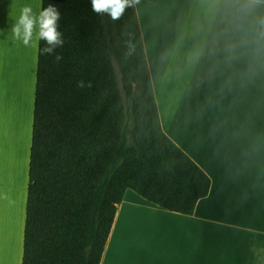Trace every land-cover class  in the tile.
I'll list each match as a JSON object with an SVG mask.
<instances>
[{
	"label": "crops",
	"instance_id": "1",
	"mask_svg": "<svg viewBox=\"0 0 264 264\" xmlns=\"http://www.w3.org/2000/svg\"><path fill=\"white\" fill-rule=\"evenodd\" d=\"M23 2L0 0V29L8 33L0 35V264H21L23 254L38 51V41L9 42L8 13ZM134 4L161 128L209 176L210 187L192 214L158 208L127 190L99 264H126L114 248L118 235L137 227L129 211L140 210L154 219L150 228L140 226L149 230L144 244L156 248L143 264H264V0ZM24 84L27 138L14 109L20 112Z\"/></svg>",
	"mask_w": 264,
	"mask_h": 264
},
{
	"label": "trees",
	"instance_id": "2",
	"mask_svg": "<svg viewBox=\"0 0 264 264\" xmlns=\"http://www.w3.org/2000/svg\"><path fill=\"white\" fill-rule=\"evenodd\" d=\"M48 3L65 43L38 41L21 264H99L127 190L192 214L210 178L161 128L134 0L115 20Z\"/></svg>",
	"mask_w": 264,
	"mask_h": 264
},
{
	"label": "clouds",
	"instance_id": "3",
	"mask_svg": "<svg viewBox=\"0 0 264 264\" xmlns=\"http://www.w3.org/2000/svg\"><path fill=\"white\" fill-rule=\"evenodd\" d=\"M133 0H90L92 10L96 13H107L113 20L118 19L126 6H130ZM43 0L37 7L25 2L11 8L8 15L12 20L9 42H19L25 47H30L37 41H44L45 46L40 49L41 54L52 55L55 50L65 43L63 33L59 29L61 13L57 6L48 3L42 7ZM15 4L12 0L11 5ZM264 25V20L260 21ZM0 35L6 37L8 33L0 29ZM55 59L59 61L61 56L57 53ZM79 87H84L83 80L77 81Z\"/></svg>",
	"mask_w": 264,
	"mask_h": 264
},
{
	"label": "rangeland",
	"instance_id": "4",
	"mask_svg": "<svg viewBox=\"0 0 264 264\" xmlns=\"http://www.w3.org/2000/svg\"><path fill=\"white\" fill-rule=\"evenodd\" d=\"M25 81L26 83H28L29 79L26 77ZM26 88H27V84L26 85L24 84L20 90V94H18L21 98L20 112L17 109V105L14 107V109H15V114L17 115V121H18L17 126L18 125L21 126L20 131H22L21 133H23L24 131L26 138H27V133H28L27 129L30 128L28 124H29V120L31 119V115H30L31 105L29 103V100L27 102L28 97L25 91ZM23 95L26 101L22 99ZM19 170H20L19 172L20 179L22 176V181H23L24 164L22 167L20 165ZM11 188L12 187H10V189ZM19 190L21 191L20 187H18V191ZM13 191L15 190L13 189ZM127 192H130V191H127ZM129 213H130L129 216H132L131 220L134 222L133 224L134 225L137 224V227L128 226L127 229L129 231L123 232L124 235H122V233L120 234V236L118 235V239L120 240V243L114 248V252L117 253V255L121 256L124 259V263L126 264H143L142 258L143 260H145L147 256L148 257L151 256L152 253L155 252L156 248L151 244H148V245L144 244L145 241H144L143 234L146 235V233H149V230L142 231L141 227H149L152 224L154 219L148 211H143V210L136 211V212L129 211ZM15 223L16 222H13V224ZM143 223H145L144 226H142ZM10 224L11 222L5 221L6 230L9 229ZM10 230H12V228ZM128 232H130L131 235L130 233L128 235L127 234ZM167 255H168V250H166V254L164 255L165 257L163 259H168L169 257ZM155 258H158V257H155Z\"/></svg>",
	"mask_w": 264,
	"mask_h": 264
}]
</instances>
